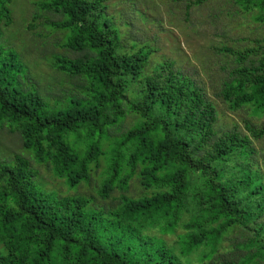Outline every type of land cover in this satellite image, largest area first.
<instances>
[{"label":"trees","instance_id":"1","mask_svg":"<svg viewBox=\"0 0 264 264\" xmlns=\"http://www.w3.org/2000/svg\"><path fill=\"white\" fill-rule=\"evenodd\" d=\"M13 1L0 0L6 28ZM109 2L34 1L38 62L54 75L43 86L18 31L0 27V131L24 148L0 158V264H264V123L221 132L205 87L173 60L151 67L149 42L119 49ZM234 2L264 22V0ZM246 40L221 48L218 95L263 118L264 34ZM41 168L67 193L48 190Z\"/></svg>","mask_w":264,"mask_h":264},{"label":"rangeland","instance_id":"2","mask_svg":"<svg viewBox=\"0 0 264 264\" xmlns=\"http://www.w3.org/2000/svg\"><path fill=\"white\" fill-rule=\"evenodd\" d=\"M34 1L14 0L12 6L15 9V24L6 28L0 22V27L5 31L8 29L6 37H12L14 30L18 31L17 36L25 45L19 49L31 64L32 71L41 75L36 79L43 86L41 79H46L45 82L48 83L47 78L54 75L44 61L38 62L40 52L35 48L37 29L29 27L32 13L38 11ZM190 1L192 0H110L106 14L111 17L113 28L118 30L119 49L131 52L134 45L137 47L149 42L154 47L151 67H154L153 64L173 60L176 69L205 87L206 96L214 101L219 112L217 128L221 132L228 130L247 134L249 131L246 119L262 125L264 117L252 118L246 110L232 111L218 95L223 82L228 79L229 70L224 67L229 65L231 59L221 48L243 47L248 44L247 38L261 37L264 34V22L256 21L251 14L241 11L234 0H208L189 8ZM11 41L13 42L12 38ZM14 41L18 42L16 38ZM36 62L38 69L35 68ZM131 119H128L127 126ZM21 139L19 133L11 132L8 128L0 131V158L11 160L24 153ZM255 146L259 151L256 168L264 176V140L256 141ZM42 168L46 188L67 193L68 187L63 181L53 178L50 172ZM141 191L140 185L133 182L131 193L140 195Z\"/></svg>","mask_w":264,"mask_h":264}]
</instances>
